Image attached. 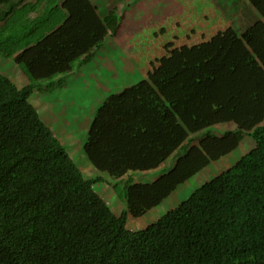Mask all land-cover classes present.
Wrapping results in <instances>:
<instances>
[{"label":"trees","instance_id":"obj_1","mask_svg":"<svg viewBox=\"0 0 264 264\" xmlns=\"http://www.w3.org/2000/svg\"><path fill=\"white\" fill-rule=\"evenodd\" d=\"M23 1L0 0V55L28 80L18 87L0 71V264H264V23L238 33L209 0L205 23L178 15L179 2L160 16L153 48L131 54L144 79L93 115L82 150L98 174L86 178L31 100L65 87L108 36L127 49L126 15L142 0L119 18L90 0ZM222 123L235 128L215 134ZM245 133L253 147L233 165L143 229L127 228ZM181 149L153 181L113 186L118 215L95 190L101 175L154 170Z\"/></svg>","mask_w":264,"mask_h":264},{"label":"rangeland","instance_id":"obj_2","mask_svg":"<svg viewBox=\"0 0 264 264\" xmlns=\"http://www.w3.org/2000/svg\"><path fill=\"white\" fill-rule=\"evenodd\" d=\"M199 6L196 5V10H193L192 15H189L185 11L182 12V14L179 13L178 15H181L185 20L192 19V17L202 13V11L198 12L200 11L198 9ZM155 27L156 24L154 23L151 28ZM122 54L124 56L123 59ZM117 60H119V64H122L121 71L120 73L109 72V74L113 77L112 79L107 80V78L103 76V83L105 87V89H103L104 94L101 92L94 94L92 85L95 84L90 83L94 80L86 77L84 78L82 74L75 73L67 78V83L65 82V87H63L61 90H57L52 94L36 93L31 100L45 123L51 128L52 132L60 140V142L65 145L71 158L79 167H81L85 177H91V174H97L96 170H90V168H87V166H83L84 164L82 161H88L82 150V145L86 139L87 130L96 108L100 105L98 103L102 102V99H105L106 95L109 93L118 90L121 91L122 89L126 88L129 83L132 84L136 81L139 82L140 80V71L135 68L134 64L123 52L119 53V55H116L115 61ZM13 63L14 62L4 58L3 56H0V71L7 76L9 71L11 72L13 69H16ZM11 74L12 73H9L10 77H13ZM96 89L99 90V88ZM93 106L95 107V110H92ZM230 127L231 126L220 125L216 126L213 130L214 133L217 134L225 131V128L230 129ZM205 132L206 131H201L197 133L194 138L202 137ZM195 141L193 143H196ZM252 147V139L247 135V133L243 134L240 144L236 150L220 158L219 160L210 163L201 172L178 186L177 189L159 206L150 210L141 218L135 219L128 217L127 228L131 230L143 229L149 223L162 215L165 211L185 200L199 184L212 179L214 176L233 165L242 154L246 153ZM183 152V149H181L179 153L172 154L158 168L154 170L146 172H132L123 178L117 179H113L104 174L103 176H105L104 179L106 182L100 185L101 188L98 185H95V190L102 196L104 200L110 202L108 201L109 199L107 193L115 195L113 189L111 188V184L113 186H119L122 188V186L127 183H147L153 181V179L159 175L166 173L172 167L175 159ZM117 200L119 201V199ZM119 202L120 203L118 206L115 205V209L117 211H119L120 208L124 206L121 201Z\"/></svg>","mask_w":264,"mask_h":264},{"label":"crops","instance_id":"obj_3","mask_svg":"<svg viewBox=\"0 0 264 264\" xmlns=\"http://www.w3.org/2000/svg\"><path fill=\"white\" fill-rule=\"evenodd\" d=\"M52 1L54 2V0H51V2ZM90 1L97 8L100 15L106 16L108 15V13L111 12L114 13V15L117 18H119L121 14H123L124 10L130 8L138 0H90ZM200 1L201 0H144V1L142 0L139 6L137 3V7L133 11L128 12L126 15L127 19H126V26L124 29L123 38L127 45V49L124 48L123 45L121 47L114 38L108 36L104 41V44L99 49H97L92 60L87 64L81 65L76 73L82 74L84 78L86 77L94 80L93 82H90L92 84L93 83L95 84L92 85L94 94L99 92L104 94L103 89H105V87L103 83L104 82L103 76H105V78H107L108 80L113 78L109 74V72L120 73L122 64H119V60L115 61V58L117 54L119 55V53L123 52L127 56V58L134 64L135 68L138 71H140L141 74H139V79L140 80L144 79L145 76L141 72L142 69L134 62V60L131 57V54H137V56H139L141 54H144V51H141V49L145 50V48L147 47L149 48L151 47V49L153 48L152 47L154 44L153 42H155L154 40L157 38L156 30L158 29L157 27L158 18L160 16L166 17V19L170 17L171 13L174 12L176 3L178 2L181 3L182 4L181 9H184L185 12H187L189 15H192L193 10H196V5L198 6L201 5L202 2L200 3ZM209 1L217 9H219L221 16L224 17L227 21H229L231 23V26L234 27V29H236L238 33L242 32L245 27L250 26L255 22L260 21L264 23V15L260 13L261 11L258 9L257 5L255 4V2L257 1L259 6L264 11V0H254L255 2L252 0H209ZM55 2L56 4H61L63 0H55ZM36 3L37 0H24L22 4L29 5ZM47 5L48 2L43 0L39 2L38 6L39 9H44ZM198 9L200 10L198 12L201 11L203 12L204 2L202 3V8L199 7ZM194 18L195 16L189 20L194 21ZM198 20L199 22L202 21V23H205V16L202 15V18H200V13H199ZM154 23L156 24V27L151 28V26ZM111 54L113 57L111 56ZM0 56L2 57V55ZM123 58L124 56L122 57V59ZM8 60L12 61L11 59ZM13 64L15 65L16 69H13L11 72L9 71L7 77H9L16 86L22 87L28 83L27 77L23 74V72L19 69V67L15 63ZM9 73H12L11 75H13V77H10ZM71 75H67L66 77H64V82L67 83V78H69ZM136 82L132 84L129 83L126 87H129L135 84ZM96 88H99V90H97ZM118 91H113L112 93H117ZM108 95H106V97ZM102 100L104 101L105 99ZM102 102H99L98 104H101ZM92 108H91L92 110H95L94 106ZM261 124L264 125V120L261 122ZM220 125L231 126L230 129L225 128V130H234L235 128V125L232 123H225V124L222 123L216 126H220ZM82 163L84 164L83 166H87V168H90V170L93 169L95 171V169L91 166L89 161L88 162L82 161ZM79 168L81 169V167ZM81 171L83 172L82 169ZM97 174L96 173L91 174V177H86V178H93ZM101 177H102V182L96 184L100 188H101L100 185L106 182V180L104 179L105 176L101 175ZM111 188L113 189L112 184H111ZM113 192L115 194L114 189ZM107 195L109 199L108 201L110 202H107L106 200L105 201L110 205L111 209L115 214L117 215L120 214L124 210L125 206H122L120 210L117 211L115 209L116 208L115 205L118 206V204L120 203L119 201L121 200L116 196V194L112 195L111 193H107ZM117 199H119V201Z\"/></svg>","mask_w":264,"mask_h":264}]
</instances>
